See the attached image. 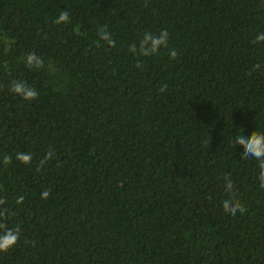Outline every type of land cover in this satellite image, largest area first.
I'll use <instances>...</instances> for the list:
<instances>
[{"label":"trees","instance_id":"trees-1","mask_svg":"<svg viewBox=\"0 0 264 264\" xmlns=\"http://www.w3.org/2000/svg\"><path fill=\"white\" fill-rule=\"evenodd\" d=\"M163 29L168 48L130 52ZM261 32L264 0H0V211L21 233L0 264H264L258 162L235 146L264 133Z\"/></svg>","mask_w":264,"mask_h":264},{"label":"clouds","instance_id":"clouds-1","mask_svg":"<svg viewBox=\"0 0 264 264\" xmlns=\"http://www.w3.org/2000/svg\"><path fill=\"white\" fill-rule=\"evenodd\" d=\"M70 20L68 11H61L58 18L55 20L57 25L62 23H67ZM98 37L101 41L106 42L110 47H115V40L110 35L107 27L98 29ZM169 42V33L167 29L161 30L159 33L154 34L152 32H145L142 38L137 44L130 46V52L142 57H151L157 55L161 49L168 48ZM253 44H258L264 42V32L259 33L256 38L252 41ZM170 57L176 59L177 52L174 49L169 50ZM25 62L29 68H42L44 66V61L36 53H29ZM138 68L141 67V64L138 62L136 65ZM260 64H256L253 68V71L259 69ZM11 91L20 96L25 101H33L38 98L37 91L27 85L24 81L13 80L10 85ZM160 91L166 92L167 85L164 84L161 86ZM239 145L243 148V153L241 159L247 160L249 158L255 159L258 167V179L261 188H264V133L259 131H254L250 136H245L244 133L235 137V146ZM54 156V151L49 149L46 156L40 160L37 171H41L43 167L51 160ZM15 159L25 165L31 164L33 156L31 153L19 152L16 154ZM12 162V157L9 155H4L0 159V163L7 166ZM225 189L229 194L226 199L222 201V207L226 213L231 215H236L238 212L243 213L245 207L241 202L236 198V192L234 191V183L230 176L225 177ZM51 195L50 190L45 189L41 193V199L47 200ZM24 200L23 196H20L17 200V204H22ZM5 200L0 199V205H4ZM9 212V209L4 208L0 211V253H7L12 248L17 246L20 241L21 233L19 228H9L6 223V216ZM29 241L25 240V244H28Z\"/></svg>","mask_w":264,"mask_h":264}]
</instances>
